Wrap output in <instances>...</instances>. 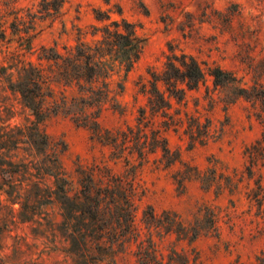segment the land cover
Here are the masks:
<instances>
[{
	"label": "rangeland",
	"instance_id": "obj_1",
	"mask_svg": "<svg viewBox=\"0 0 264 264\" xmlns=\"http://www.w3.org/2000/svg\"><path fill=\"white\" fill-rule=\"evenodd\" d=\"M40 2L0 0V33L5 32V39L0 40V69L9 68L16 62L12 53L44 67L53 65L40 60L43 48H52L64 55L80 42L95 43L100 34L93 36L94 29L122 18L135 24L137 34L145 40L141 57L133 69L126 73L124 67L117 66L111 78L113 90L117 91L120 83L124 85V92L117 96V100L126 112L120 115L107 105L101 118L106 130L116 132L136 125L139 108L147 104L146 98L138 95L137 83L140 78L150 79V70L162 72L171 55L192 56L206 70L219 67L234 74L241 80V86L247 88L257 78L264 85V0H66L60 18L37 22L36 30L30 33L35 35L32 49L27 52L20 47L19 36L12 33L11 24L16 17L26 18L29 10L35 13ZM97 11L108 13L111 21H98ZM52 89L54 96L48 99L50 103L63 96L70 100L76 94L74 88L56 84H52ZM232 96L230 88L216 87L213 78L207 76L195 90L187 91L183 102L178 104L172 100L173 108L169 114L182 123L170 127L164 134L179 162L166 168L159 162L162 153L158 152L149 155L147 162L138 170V181L141 191H144L137 203L139 219L149 207L158 216L168 211L176 213L186 224L198 215L202 217V209H211L217 215L218 236L204 235L192 246L187 241H177L176 235L160 238L155 234L153 240L165 259L164 264L172 256L173 249L186 254L188 264H264V202L260 206L253 199L257 191L256 181L259 174L264 176V167L260 163L254 170L256 175L249 178L247 167L250 163L245 154L247 148L263 138L264 127L257 119L252 103L243 98L228 103L229 99L233 101ZM176 112L180 115H175ZM191 118L197 119L203 127L209 126L208 138L201 139L203 143L199 140L192 143L187 134ZM34 120L19 95L9 89L8 81L2 76L0 133L4 139L0 141L1 184L11 181L4 172L12 171L10 165L32 164L43 158L40 150H31L24 140H19L16 145L15 140L12 142L8 138L12 136V129L28 128ZM166 120L156 118L155 127H160ZM39 127L56 149H62L63 143L66 145V151L60 158L71 180L76 179L78 164L84 167L106 164L116 173L127 170L123 160L111 158L110 147L93 139L88 129L78 127L70 117L52 115ZM133 160H137L136 155ZM138 163L139 160L136 161ZM191 168L202 175L215 169L216 176H222L221 182L206 189L207 185L192 178L185 181L183 189L177 180L178 173H188ZM32 174L35 171L32 170ZM226 177L235 178L236 184L242 179L234 192L224 188ZM29 178L33 182L40 181L23 174L13 179L21 188L20 203L26 201ZM42 182V185L50 184L49 179ZM9 199L1 191L0 257H7L16 264L26 261L63 264L61 255L43 252L44 239L35 236L31 223L22 222L19 216L21 205L13 204ZM48 209L57 212L59 208ZM56 219L58 221L59 217ZM143 232L144 235L146 231ZM134 249L133 246L131 250ZM117 264L137 262L133 253L127 251L126 255L118 258Z\"/></svg>",
	"mask_w": 264,
	"mask_h": 264
},
{
	"label": "trees",
	"instance_id": "obj_2",
	"mask_svg": "<svg viewBox=\"0 0 264 264\" xmlns=\"http://www.w3.org/2000/svg\"><path fill=\"white\" fill-rule=\"evenodd\" d=\"M65 3L66 0H41L35 13L29 10L26 18H15L11 29L14 35L19 36L18 42L22 49L31 51L35 35L30 33L36 30L37 22L60 18ZM96 14L98 21H111L108 13L97 11ZM94 31L93 36L100 34L95 43L80 42L64 55L52 48H43L40 60L54 63L48 67L22 60L16 53H12L16 60L13 65L9 68L1 67L0 83L4 76L9 89L19 95L24 107L35 119L28 128L12 129V136L8 138L12 142L15 140L16 145L19 140H24L31 150H40L43 158L32 164L10 165L12 171L4 172L10 176L11 181L0 183V193L3 191L13 204L21 205L20 219L31 223L35 236L44 239L43 252L61 255L63 264H117L118 258L126 255L127 251L133 253L137 264H164L165 259L153 240L155 234L160 238L176 235L177 241H187L190 246L204 235L211 233L218 236L217 215L211 209L200 210L204 211V215H198L188 224L170 211L158 216L152 207L145 210L141 219L138 218L137 203L144 193L138 181L139 168L147 162L149 155L158 152L162 153L159 162L165 164L166 168L179 162L178 155L171 152L164 134L170 127L182 123L169 114L173 108L172 100L180 104L187 91L195 90L210 76L216 87L232 90L233 101L229 99L228 103L241 98L252 103L257 119L264 127V85L257 78L247 88L241 86V80L234 74L219 67L206 70L192 56L171 55L162 72L150 70V79L140 78L137 83L138 95L145 97L147 104L139 108L136 125L116 132L106 130L101 118L107 105L120 115L126 112L117 100V96L124 92V85L120 83L117 91L113 90L111 78L117 66L124 67L126 73L133 69L141 57L145 40L137 34L136 25L123 18ZM3 39L4 31L0 33V40ZM10 70L12 72L8 73ZM52 84L74 88L76 94L70 100L63 96L59 101L50 103L48 99L54 96ZM58 114L70 117L78 127L88 129L93 139L111 148L113 160L126 163L127 170L116 173L106 164H93L89 167L78 164L76 179L71 180L60 158L66 151V145L63 143L62 149H56L39 127L47 118ZM175 115L180 113L176 112ZM158 117L167 120L160 127H155V119ZM208 127H203L197 119L191 118L187 134L192 143L198 140L203 143L201 139L208 138ZM3 139L4 135L0 133V141ZM245 154L250 163L247 174L252 178L260 163L264 167V136L247 148ZM135 155L137 160H133ZM32 170L35 174H32ZM189 172L178 173L177 180L183 189L187 179L199 180L208 186L206 189L222 179V176H216L215 169L204 175L193 168ZM21 174L40 180L33 182L28 179L29 189H26L24 203H20L19 199L21 188L16 184L17 180H13ZM44 179H49L50 184L42 185ZM241 181L238 180L236 184L235 178L226 177L224 188L234 192ZM263 183L264 176L259 174L253 199L260 206L264 202ZM5 186L9 189L5 190ZM51 207L59 209L55 212V209H48ZM144 230L146 232L143 235ZM133 246L135 249L131 250ZM188 263L186 254L173 249L166 264ZM0 264L16 263L7 257H0ZM17 264L38 263L26 261Z\"/></svg>",
	"mask_w": 264,
	"mask_h": 264
}]
</instances>
